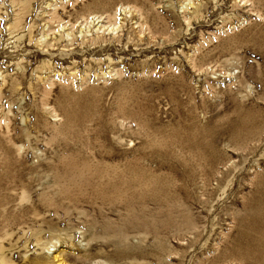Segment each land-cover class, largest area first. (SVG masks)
Returning <instances> with one entry per match:
<instances>
[{"label":"rangeland","instance_id":"obj_1","mask_svg":"<svg viewBox=\"0 0 264 264\" xmlns=\"http://www.w3.org/2000/svg\"><path fill=\"white\" fill-rule=\"evenodd\" d=\"M0 248L264 264V0H0Z\"/></svg>","mask_w":264,"mask_h":264},{"label":"bare ground","instance_id":"obj_2","mask_svg":"<svg viewBox=\"0 0 264 264\" xmlns=\"http://www.w3.org/2000/svg\"><path fill=\"white\" fill-rule=\"evenodd\" d=\"M57 255H55L56 257ZM5 253L0 248V264H10L6 259Z\"/></svg>","mask_w":264,"mask_h":264}]
</instances>
